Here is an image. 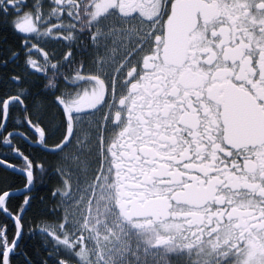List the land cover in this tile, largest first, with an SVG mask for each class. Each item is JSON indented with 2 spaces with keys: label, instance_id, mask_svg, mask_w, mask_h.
<instances>
[{
  "label": "flooded vegetation",
  "instance_id": "af4514ba",
  "mask_svg": "<svg viewBox=\"0 0 264 264\" xmlns=\"http://www.w3.org/2000/svg\"><path fill=\"white\" fill-rule=\"evenodd\" d=\"M99 1L106 0L89 2L93 21ZM107 1L120 18L141 23L123 53L114 101L83 115L93 117L87 126L99 143L85 175L69 177L62 166L82 123L67 106L99 89L93 76L83 79L89 63L79 78L90 89L63 103L66 140L59 167L46 176L48 261L166 264L171 252L184 264L185 252L203 249L218 254L212 263L244 254L264 264V0ZM183 4L181 32L170 34L169 19ZM95 39L96 32L90 56ZM94 232L113 247L102 261Z\"/></svg>",
  "mask_w": 264,
  "mask_h": 264
},
{
  "label": "trees",
  "instance_id": "16d2710c",
  "mask_svg": "<svg viewBox=\"0 0 264 264\" xmlns=\"http://www.w3.org/2000/svg\"><path fill=\"white\" fill-rule=\"evenodd\" d=\"M59 2L0 0V159L32 172L37 180L30 193L6 201V210L24 230L9 264H51L45 252L51 247L52 226L46 176L59 167L58 148L66 140L61 103L78 100L91 85L79 78L89 63L96 32L90 0H62L63 6ZM28 16L35 20L38 33L25 36L17 26ZM14 97L22 103L12 104L9 123L1 133L4 105ZM26 186V178L0 166V199ZM17 235L14 222L0 207V264ZM36 237L44 246L37 245Z\"/></svg>",
  "mask_w": 264,
  "mask_h": 264
},
{
  "label": "rangeland",
  "instance_id": "374dc122",
  "mask_svg": "<svg viewBox=\"0 0 264 264\" xmlns=\"http://www.w3.org/2000/svg\"><path fill=\"white\" fill-rule=\"evenodd\" d=\"M62 1V0H57ZM100 2V1H99ZM61 2H59L60 4ZM109 3L113 1H101L95 10L94 22L96 25V39L94 40V49L92 51L91 61L89 62L88 68L84 71L85 78L88 79L93 76L95 82L97 83L98 90L96 91L95 96L93 97H84L83 99L76 102V104L68 105V110L71 114H79L80 121L82 122L77 128L76 137L73 140V143L65 148L63 155V168L68 170L67 174L69 177H72V174L78 176V174H87L91 168V162L94 159L97 145L96 142L92 140V134L94 128L91 126L88 127L87 124L91 123L92 116L85 117L86 114L91 108L96 105L107 104L111 105L115 99V87L117 85V74L119 70L123 68L127 57H123L128 49H130L132 42L136 38V30L140 26L141 21L137 18H120L115 11L116 8L110 6ZM17 30L23 35H32L38 33L37 24L35 20L28 16L23 19L22 22L17 26ZM97 76V77H96ZM62 106L65 104L61 103ZM95 116V115H93ZM99 144V143H98ZM99 151V150H98ZM74 172V173H73ZM76 179V178H75ZM75 183V184H74ZM73 183L76 194L72 200L76 199V202H72V208L76 209V205L80 201V195L78 190H76L77 182ZM79 195V196H78ZM91 203V202H90ZM90 203L87 206L86 214L89 215ZM90 219H87L83 222L82 227L87 229L89 232ZM94 237L96 233L94 232ZM107 240H104L102 237L98 238L99 247H97L99 260H103V255L110 253L112 250V245L107 244V247L104 246V243ZM254 252L251 251V254ZM102 254V255H101ZM123 252L118 251L116 255L121 260ZM210 254L209 250H200V254L195 252H185L183 256L184 264H214L218 263L215 260L212 263L211 259H214V256L218 257L216 251L213 253V257L208 256ZM247 254V253H246ZM250 254V255H251ZM194 255H199V258ZM249 255V254H247ZM255 255V254H254ZM232 255L223 257L222 262L218 264H252L250 261L245 259L246 255L242 254L236 259H232ZM179 258L169 253V260L166 264H177ZM249 261V262H248ZM159 264V263H158Z\"/></svg>",
  "mask_w": 264,
  "mask_h": 264
},
{
  "label": "water",
  "instance_id": "95a60500",
  "mask_svg": "<svg viewBox=\"0 0 264 264\" xmlns=\"http://www.w3.org/2000/svg\"><path fill=\"white\" fill-rule=\"evenodd\" d=\"M187 7V5L183 4L181 6H179L177 8V10L173 13V15L171 16V18L169 19V26H172L171 30H168V33L170 34H180L181 29H177V27L179 25H181L180 23H182V14L184 9ZM191 22L188 24L190 25ZM191 32V30H184L183 33L185 36H188V34ZM171 45H168L166 50H171ZM20 102L22 103V101L19 98H10L9 100L6 101L5 105H4V119H3V125L1 128V133L5 132L7 125L9 123V119H10V109L11 106L14 102ZM0 166L2 168H4L5 170L12 172L14 174H18L20 176H23L24 178H26L28 184H27V188H24L22 190H19L17 192H10V193H6L4 194L1 199H0V207L2 209V211L8 216V218H10L17 230H18V235H17V239L15 241V243L8 249V251L5 253L4 256V260H3V264H9L10 258L11 256L17 251L20 241L22 239V236L24 234V230L22 227V224L20 222L19 219H17L16 217H13L10 213H8V211L6 210V201L13 197V196H24L25 194L29 193L31 191V189L34 187L35 184V180H34V176L32 174V172L17 168L7 162H5L4 160L0 159ZM30 185V186H28Z\"/></svg>",
  "mask_w": 264,
  "mask_h": 264
}]
</instances>
